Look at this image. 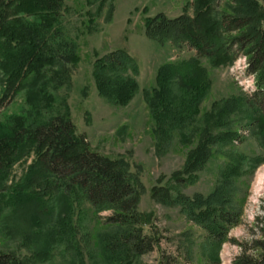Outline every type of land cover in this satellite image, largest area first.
Returning <instances> with one entry per match:
<instances>
[{
    "label": "rangeland",
    "instance_id": "obj_1",
    "mask_svg": "<svg viewBox=\"0 0 264 264\" xmlns=\"http://www.w3.org/2000/svg\"><path fill=\"white\" fill-rule=\"evenodd\" d=\"M255 1L264 9V0ZM193 2L64 0L60 27L63 38L71 41L68 48L75 58L73 64L66 65L64 74L53 73V82L44 84L36 98L28 100L31 91L23 90L0 108V126L14 115L35 121L41 117L33 112L36 108L42 114L49 106L52 112L67 108L93 149L128 162L142 187L139 209L150 214L161 233L159 247L135 257L131 264H160L161 254L174 258L172 264H233L241 245L249 246V240L256 237L252 222L264 207V181L257 188L255 185L264 166V136L257 125L249 126L252 110L244 96L250 98L256 87L254 76L243 68L247 58L239 55L231 65L213 67L207 58L198 60L188 46L154 40L145 33V17L192 14ZM213 3L219 12L240 10L234 0ZM117 47L126 48L139 67L133 76L137 90L125 104H114L99 95L93 78L95 55ZM164 64L182 71L193 67L200 79L208 80L196 103L198 109L184 123L187 128L157 130L147 105L145 94L156 86L157 72ZM175 81L179 84V75ZM46 92L49 100L42 98ZM203 127L210 128L209 135L200 134ZM207 137L216 139L209 143L211 158L198 168L190 184L176 187L173 193L208 196L224 186V205L240 211L239 222L229 228L227 240L215 245L205 239V231L189 217L188 210L168 201L163 190L153 191L181 172L190 153ZM15 172L19 173L18 167ZM0 203V251H14L29 264H114L106 261L102 245L105 237L116 232L115 226L105 225L109 211L96 213L88 205L78 204L71 216L73 224L66 229L60 225L64 236L50 238L49 229L58 225L57 204L36 215L30 208L4 205L3 198Z\"/></svg>",
    "mask_w": 264,
    "mask_h": 264
},
{
    "label": "trees",
    "instance_id": "obj_2",
    "mask_svg": "<svg viewBox=\"0 0 264 264\" xmlns=\"http://www.w3.org/2000/svg\"><path fill=\"white\" fill-rule=\"evenodd\" d=\"M193 1L192 14L186 11L174 17L162 13L145 17L146 35L186 45L198 60L207 58L213 67L231 65L244 55L245 69L254 76L256 87L250 98L244 96L252 110L249 126L257 125L264 136V9L255 0H234L240 10L229 14L219 12L213 0ZM63 10L64 0H0V108L23 90L31 91L27 92L28 100L36 98L53 73L64 74L66 65L73 64L75 58L68 48L71 41L63 38L60 27ZM177 68L162 65L156 86L145 94L157 130L187 128L184 123L198 109L196 103L208 83L193 67L186 71ZM138 71L136 59L126 48L107 49L96 54L93 61L95 88L110 102L125 104L137 90L133 76ZM42 98L50 97L46 92ZM48 108L43 114L33 109L41 115L35 121L14 115L0 126L3 204L30 208L36 215L57 204L59 226L49 229L50 238L64 236L60 225L66 229L73 224L71 216L78 204H86L96 213L109 211L105 225L115 226L116 232L105 237L102 245L106 261L114 264H131L135 257L159 247L161 233L150 214L139 209L142 187L128 162L93 149L67 108L55 112ZM207 130L210 128L203 127L200 134L209 135ZM215 141L213 137L204 139L200 148L190 153L184 169L153 190H163L168 201L188 210L189 217L205 231V239L214 245L227 240L229 228L239 222L240 211L224 205V186L208 196L173 192L196 178L195 172L212 156L209 143ZM252 225L256 237L249 240V246L241 245L233 264H264V207ZM172 261L174 258L161 254L159 263ZM0 264L29 263L14 251H0Z\"/></svg>",
    "mask_w": 264,
    "mask_h": 264
},
{
    "label": "bare ground",
    "instance_id": "obj_3",
    "mask_svg": "<svg viewBox=\"0 0 264 264\" xmlns=\"http://www.w3.org/2000/svg\"><path fill=\"white\" fill-rule=\"evenodd\" d=\"M263 181H264V166L257 173L256 182H255L256 188L259 187L260 184L263 183Z\"/></svg>",
    "mask_w": 264,
    "mask_h": 264
},
{
    "label": "built area",
    "instance_id": "obj_4",
    "mask_svg": "<svg viewBox=\"0 0 264 264\" xmlns=\"http://www.w3.org/2000/svg\"><path fill=\"white\" fill-rule=\"evenodd\" d=\"M246 66H247V64L245 63L244 65H243V68H246ZM251 88V87H250Z\"/></svg>",
    "mask_w": 264,
    "mask_h": 264
}]
</instances>
